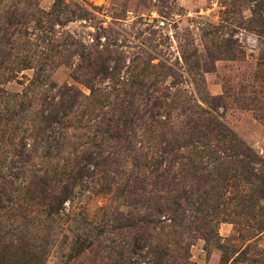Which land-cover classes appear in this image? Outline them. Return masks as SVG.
Here are the masks:
<instances>
[{
	"label": "rangeland",
	"instance_id": "374dc122",
	"mask_svg": "<svg viewBox=\"0 0 264 264\" xmlns=\"http://www.w3.org/2000/svg\"><path fill=\"white\" fill-rule=\"evenodd\" d=\"M0 264H264V0H0Z\"/></svg>",
	"mask_w": 264,
	"mask_h": 264
},
{
	"label": "trees",
	"instance_id": "16d2710c",
	"mask_svg": "<svg viewBox=\"0 0 264 264\" xmlns=\"http://www.w3.org/2000/svg\"><path fill=\"white\" fill-rule=\"evenodd\" d=\"M235 260V259H234ZM236 261H237V258H236Z\"/></svg>",
	"mask_w": 264,
	"mask_h": 264
}]
</instances>
